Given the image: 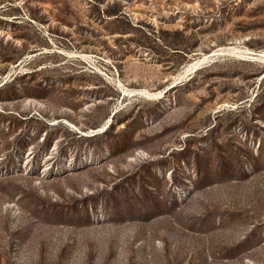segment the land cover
<instances>
[{
  "label": "rangeland",
  "instance_id": "1",
  "mask_svg": "<svg viewBox=\"0 0 264 264\" xmlns=\"http://www.w3.org/2000/svg\"><path fill=\"white\" fill-rule=\"evenodd\" d=\"M0 264H264V0H0Z\"/></svg>",
  "mask_w": 264,
  "mask_h": 264
},
{
  "label": "bare ground",
  "instance_id": "2",
  "mask_svg": "<svg viewBox=\"0 0 264 264\" xmlns=\"http://www.w3.org/2000/svg\"><path fill=\"white\" fill-rule=\"evenodd\" d=\"M199 65L200 64L198 62L197 63H193V64L189 65V67L187 68V71H195V70L198 69Z\"/></svg>",
  "mask_w": 264,
  "mask_h": 264
},
{
  "label": "water",
  "instance_id": "3",
  "mask_svg": "<svg viewBox=\"0 0 264 264\" xmlns=\"http://www.w3.org/2000/svg\"><path fill=\"white\" fill-rule=\"evenodd\" d=\"M174 86H175V85H170L168 88H166V89L162 92L161 97L164 96V95H166L167 92H168L169 90H171ZM161 97H160V98H161ZM112 117H113V114H112Z\"/></svg>",
  "mask_w": 264,
  "mask_h": 264
}]
</instances>
